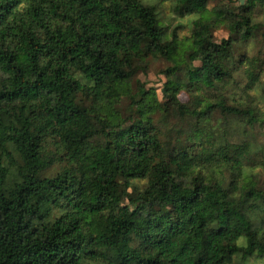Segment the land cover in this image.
Here are the masks:
<instances>
[{"label": "trees", "instance_id": "1", "mask_svg": "<svg viewBox=\"0 0 264 264\" xmlns=\"http://www.w3.org/2000/svg\"><path fill=\"white\" fill-rule=\"evenodd\" d=\"M256 9L0 0V264L264 259ZM156 61L161 97L135 81Z\"/></svg>", "mask_w": 264, "mask_h": 264}, {"label": "rangeland", "instance_id": "2", "mask_svg": "<svg viewBox=\"0 0 264 264\" xmlns=\"http://www.w3.org/2000/svg\"><path fill=\"white\" fill-rule=\"evenodd\" d=\"M145 3L147 4H155L157 3L159 0H143ZM245 0H235V2L237 3V5L242 4ZM168 8V5L166 6ZM171 14H166V16H170ZM254 17L255 18H260L261 20H263V16L261 15L260 9H256L254 11ZM186 21V23L188 25H190V21L188 20H184ZM264 21V20H263ZM264 23V22H262ZM229 31L226 28H221L217 31H214L213 36H214V40L216 43H220L223 39L228 38L229 36ZM165 64L161 62H153L150 64L149 67V71L147 74H143V73H139L136 77H135V81H139L141 82L144 86L145 89H151L153 91H155L157 93V95L159 97H161V91L163 88L164 83L166 82L165 77L163 75L160 74L161 69L163 68ZM196 66L199 65V63H195ZM177 80L182 81L184 83H188L189 81V73L188 70L183 67L179 73L176 75L175 77ZM182 101L183 102H187V97L185 95H182ZM129 109V103H126L124 105L123 110L127 113V110ZM141 184V183H140ZM123 187V186H122ZM120 188L119 190H122L123 188ZM131 191V189L129 190ZM239 264H264V259H250L248 262L246 263H241L239 262Z\"/></svg>", "mask_w": 264, "mask_h": 264}]
</instances>
